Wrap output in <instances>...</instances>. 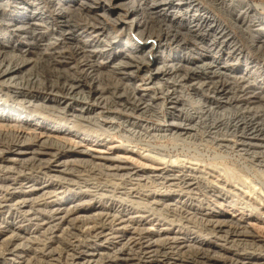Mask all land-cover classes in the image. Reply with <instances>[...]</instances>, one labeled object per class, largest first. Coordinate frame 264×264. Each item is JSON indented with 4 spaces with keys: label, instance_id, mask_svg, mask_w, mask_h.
I'll list each match as a JSON object with an SVG mask.
<instances>
[{
    "label": "bare ground",
    "instance_id": "1",
    "mask_svg": "<svg viewBox=\"0 0 264 264\" xmlns=\"http://www.w3.org/2000/svg\"><path fill=\"white\" fill-rule=\"evenodd\" d=\"M89 1L0 0V49L13 48L20 55L0 50V127L3 128L0 129V171L4 173V178H0V264H14V258L30 254L33 256L26 259L29 264H264V242L256 241L252 231L242 229L239 220L221 218L222 211L205 212L219 204L249 209L251 217L264 219V173L239 176L241 173L237 175L230 167L220 168V162L175 156L173 151L178 145L154 146L138 140L147 147L137 152L142 165H129L124 154H95L87 148L94 143L108 145V149L119 148L113 141L114 134L121 130L125 133L121 137L127 142L141 137L138 131L143 125L138 130L132 124L121 129L113 122L114 117L104 122L102 110L118 104L123 109L132 107L131 100L136 98L145 104L136 107L147 108L157 97L150 96L149 89L163 88L155 79L176 86L163 93L173 104L189 95L180 90L178 81L205 77L206 83L191 85L219 94L226 86V81L221 85L219 81L237 69L225 65L226 60L204 61L202 57L179 52L170 60H147L154 46L145 51L140 42L108 38L104 24L94 22L100 21V14H95L96 19L91 21L89 15L81 13L90 6ZM125 1L104 0L92 12H114L108 6L128 5L131 21H124L119 12L114 22L131 31L136 28L144 37L149 23L162 26L159 19L139 15L141 4L144 5L142 0H132L131 5L129 0ZM152 1L156 5L154 9L171 22L180 11L188 17L191 10L204 12L193 0H188L187 5ZM244 5V11L241 6L238 11L246 17L249 13L258 14L262 7L250 0H244ZM73 17L81 23L76 21L72 25ZM261 20L258 22L264 26ZM180 21L177 24L189 29L208 26L218 34L229 31L209 13ZM104 26L108 27L107 23ZM32 28L41 31L39 37L32 38L33 44L25 41L27 37L21 44L12 33L17 35ZM168 29L161 28L160 32L170 34ZM171 35L177 38L179 33ZM34 47L39 49L38 52L34 49L36 58L27 57ZM44 61H48L56 77L49 84L42 83L33 73L34 66ZM102 67L107 69L102 71ZM144 71V80L132 86L130 82ZM239 73L246 77L248 71ZM69 77L75 83H68ZM104 88L111 93L106 94ZM213 109L200 107L204 112H195L197 116L192 117L200 122L212 115ZM222 120H215L214 127H237L227 121L218 124ZM183 126L189 131V125L176 122L147 128L162 137L167 130L177 131ZM127 148L131 153L136 152L128 146L124 151ZM191 227L209 238L215 236V242L223 239L236 252L226 254L215 249L210 241L190 232ZM38 240L43 242L39 248L26 244ZM240 250L248 251L247 256Z\"/></svg>",
    "mask_w": 264,
    "mask_h": 264
},
{
    "label": "rangeland",
    "instance_id": "2",
    "mask_svg": "<svg viewBox=\"0 0 264 264\" xmlns=\"http://www.w3.org/2000/svg\"><path fill=\"white\" fill-rule=\"evenodd\" d=\"M89 2H90V6L88 8H85V12H81V13L89 15L88 18L91 21H94L96 19L94 18L95 14L96 15L100 14L101 15L100 21L96 19L94 22H100L104 25L105 23H107L110 29L107 26H104L102 24L101 25L105 29H107L105 35H109L110 37L108 36V38H112V40L114 41L117 38H120L122 41H126V42L127 41L140 42V44L143 45L145 51L149 47L154 46L153 52L148 54L149 57L147 56L148 58L147 60L150 59L151 61L152 59H156V58L161 59V60H170L173 56L177 55V53L179 52L182 55L187 54V55L194 56V57L196 56L202 57L204 58L203 59L204 61L205 60L211 61V60L216 59V60H219L220 62L222 61L224 62L226 60L225 65H228V67L230 68L237 69L236 70L237 72H235L236 74L235 73L232 74L233 76L230 74L229 76H226L219 81L220 85L226 81V86L224 88L225 91L224 92L222 91L219 94L213 93L212 91H209L204 88H195L191 85V83H196V82L206 83L208 79L204 80L205 77L188 79L187 82L186 81L184 82L176 81L177 82V83L175 82L176 84L179 83L177 86L178 87L181 86L180 87L181 89L180 88L179 89L181 91L185 90L187 93L189 92L188 94L190 96L188 95L189 98L186 97L182 100L175 101L173 104L170 103V101H168L167 97L166 98L164 97L165 95L163 96V93L166 92L167 88L169 89L173 88L174 85L173 86L171 85L173 82L166 84L164 79H159V78L155 79L154 81H156L159 84L158 86H162L163 88L149 89L150 91H148L149 92L148 94H150V96L155 95L157 97H155V100L153 101V103L149 104L147 108L143 109L142 105H145L144 101H142V99L136 98L135 100L134 99L131 100L132 107L127 106L123 109L121 106H118L119 105L118 104L115 106L111 105L107 107L106 109L102 110L103 111L102 117H101L102 120L104 122L105 121L109 122L110 120L106 118L114 117L113 122L116 125H119L121 129L124 127V125L132 124V127L134 128L136 127L138 130L143 125L142 129L138 131L141 137L134 138L132 142H127L121 137L123 134L125 135L124 131L121 130L114 134V141H113L114 145L119 146V148L117 147L114 148L116 151L114 149H108V145H98L95 143L93 145L86 144L87 148L90 147V151H92V153L102 154V155H106V154L110 155V153L111 155H115L118 153L120 156L124 154L123 157L126 156V158L128 159L127 162L129 163V165H132V163H136L137 165H142V163H140L141 155L140 153H137V152H142L144 151V149H147V147L139 143V141L141 140L142 142L144 141L143 143L151 142V144L154 146L167 144L168 147H173V146L178 145L177 149L173 151V154L175 156L178 155L179 157H182V158L183 157L184 158L186 157L187 158H197V157L201 158L202 157L208 163L213 162L215 164H218L220 162V164L218 165L220 168L230 167L234 171L237 172L236 173L237 175L241 173L239 176L245 175V176L253 177L255 175H261L264 173V165H263L264 164V130H261V131L258 130L260 128L264 129V26L259 23L260 21L258 22V20H261V19H262L261 21L264 22V0H250L252 4L259 5L262 7L258 9V12H259L258 14L249 13L248 14L249 17L248 16L246 17L245 14H243L244 12H241V15H240V12L238 11V9L241 7H243L242 11H244V9L246 8L244 5V0H233L231 4H230L231 0H193V3L200 6L202 8V11L204 12H201V11L195 12L194 10L193 11L191 10L189 15L193 17L194 15L201 16L203 13H209L210 15L220 20V22L224 23L225 26L228 28L229 33L226 32L224 34H218L215 32L214 28H211L208 26H204V27L202 26L199 29H196V27L194 29L185 28V25L177 24V23L181 22L180 20L185 21L188 18H191L190 16L188 17L187 14H186L187 17L183 16L184 13L180 11V13H178L175 16V20L171 22L169 17H166L165 14H162L157 9H154L156 6L155 2H153L152 0H147V1L142 0L141 2H143L144 5L141 4L142 8L140 10H142L143 12L140 11L139 15L146 16L147 19H149V17L155 18L157 20L159 19V21L163 23L162 26L154 24V23H149L150 24L149 28H147L144 31V33L147 34V37L146 36L144 37L138 34L136 28H134L135 31L134 30L131 31L130 28H128L127 26L125 27L119 22L117 23L114 22L119 12H121L122 16L126 19L124 21L126 22L131 21L132 15L130 14V9H131L130 6L127 7L128 5L120 6V5L115 4L116 6L114 5L108 6V7H111L114 10V12L111 10L110 11L101 10L102 12L101 11L92 12L93 9L100 8L103 5L104 0H90ZM125 2H127V0ZM160 2L161 1H159V3ZM128 3H130L129 5H131L132 0H129ZM139 3L140 2L137 1V4ZM163 3L164 4L173 3V4L187 5L189 4V1L183 0L182 2V0H165ZM231 8L236 9V11L234 9L231 11ZM86 9H88V11ZM153 10L157 12H153ZM73 15L75 16V14ZM156 16L158 17L156 18ZM73 18H74L73 19L74 21L72 20L73 21L72 25H76L75 23L80 22L79 20H77L78 18L76 17H73ZM9 28L12 29L11 27ZM161 28L163 29L169 28L168 31L170 30L172 34H175L176 32H178L179 36L177 38H173L171 33L167 34L165 32L164 33L160 32ZM40 32L41 31H37L32 28L28 32H21V33L17 32L18 34L16 35V32L12 31V33L15 34L16 39H18L21 42V44L22 42H25V41L26 42L30 41V43L33 44L35 40L32 43V38L34 36L39 37L41 35ZM165 35H166V38H165ZM25 37H27L28 39H26ZM24 38H25V41H24ZM18 47L20 48L21 45H18ZM34 49L37 52L39 51L37 47L36 48L34 47L33 49H31L33 53H31L27 57L32 56L33 58H36L37 52ZM0 50L3 52H5L4 50H6V52L8 53H14V54L18 53L13 48H1ZM54 59H57V57ZM49 68L51 67L48 64V61H44L42 64H36L34 66L33 73L34 75L38 76L37 78L40 79L42 83L49 84V81L56 80V77L54 76V74L52 75L51 73L52 68H51V71ZM106 69H107L106 67L104 68L102 67L101 70L105 71ZM243 70L248 71V74L246 75L247 78L242 77L240 75L239 72ZM145 72L146 71L142 72L141 74L136 76V78L133 79L132 82H130L132 86L135 83H138L140 80H144ZM25 73L27 74L28 72L25 71ZM34 75H31L30 77H33ZM77 75H79V73H77ZM52 77H54L55 80ZM70 78L71 77L67 79V82L73 83L74 82L73 79L72 78L70 79ZM90 81H91L90 79H87V82H90ZM0 83L2 82L0 81ZM102 86L105 87L106 86L105 83H103ZM259 87L261 88L258 89ZM84 90L86 91L88 89H84ZM108 90H109L108 88L103 89V91L106 94L111 93V91L110 90L108 91ZM124 102H127V100H124ZM182 102H185V103L183 104ZM140 103H142V105L137 106V107L135 106V105H139ZM209 103H210V106H209ZM200 107H202L203 109L204 107L205 108L212 107L214 108L213 111L214 110L215 111L209 117L207 116L208 118L205 117L206 114L205 115L203 114V117L205 118L200 122H196V117H192V116H197L196 113L201 111L199 110ZM201 112H204V111H201ZM123 120H124V123H123ZM215 120L216 121L222 120L218 124H224L227 121V122H230L232 125L237 124V127L229 128L227 125L226 126L218 125L220 126V128L219 127L215 128L214 127L215 126L214 122H216ZM237 120H239L238 123H236ZM171 122L183 123L185 124V126L189 125L188 127L189 131H186L185 129L186 127L183 126V127H180L177 131L167 130L165 135L163 134V136L161 137L159 136L160 134L157 136L156 134L157 132L153 131L154 129L150 131V129L147 128L148 126L161 127L164 124H169ZM255 126L257 127L256 129H254ZM144 128H147V129H144ZM0 129H3V128L0 127ZM173 131H175V134L171 135V132L173 133ZM145 132L147 134H145ZM186 132H187V135H186ZM189 132L192 135L188 134ZM176 133H178L179 135ZM127 146L132 147L133 150H135L136 152L133 151L135 153H131V150L128 148H127L128 149L127 151H124ZM245 167L247 170L245 169ZM258 170L260 171V173L257 172ZM262 177L264 179V175H262ZM0 178H4V173L1 171H0ZM123 189L124 188L122 187L120 190L121 194H123L122 193V191H124ZM213 211L214 212L222 211L223 213H222L221 218L230 219V220H233L234 222L236 220H239L241 222L240 226L242 227V229L244 230L247 229V230L252 231L253 236H255L254 239L256 241L264 242V219L263 217L257 218L255 217V215H252L251 217L250 215L251 211L249 209L242 210L237 207H233V206L225 207L219 204L213 205V207L211 208L208 207V209H205V212H208V214L209 213L211 214ZM26 225L27 223L25 222L24 226ZM190 232L195 233V235L198 234L197 236L210 241L211 244H214L215 249H218L219 251H222L226 254L236 252V248L231 247L228 244H225L223 239H218L215 242L216 240L215 236L213 237V235H210L212 238H209L207 235H203L204 233H200L197 229H194L193 227H191ZM28 243H26L28 246H32L34 248L36 246H38L37 248H39V246L41 247L43 244V242H41L40 240H38V242L35 241V242H30L29 244ZM102 248H105V246ZM239 252L244 255L248 253V251H243V250L242 251L240 250ZM257 252L259 253L260 251L258 250ZM29 256H33V255L30 254ZM29 256L23 257V258H14L15 259L14 264H29V261H26V259H28Z\"/></svg>",
    "mask_w": 264,
    "mask_h": 264
}]
</instances>
